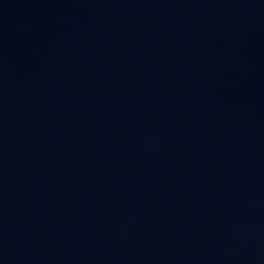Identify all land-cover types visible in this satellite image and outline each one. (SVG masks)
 I'll list each match as a JSON object with an SVG mask.
<instances>
[{
  "label": "water",
  "instance_id": "95a60500",
  "mask_svg": "<svg viewBox=\"0 0 264 264\" xmlns=\"http://www.w3.org/2000/svg\"><path fill=\"white\" fill-rule=\"evenodd\" d=\"M0 264H264V0H0Z\"/></svg>",
  "mask_w": 264,
  "mask_h": 264
}]
</instances>
